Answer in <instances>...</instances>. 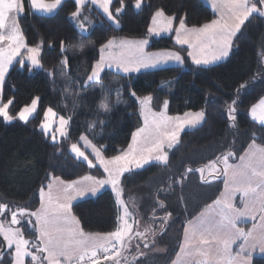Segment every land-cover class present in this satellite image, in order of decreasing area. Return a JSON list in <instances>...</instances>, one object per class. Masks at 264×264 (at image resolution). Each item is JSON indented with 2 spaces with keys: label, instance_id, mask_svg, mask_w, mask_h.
I'll return each instance as SVG.
<instances>
[{
  "label": "trees",
  "instance_id": "1",
  "mask_svg": "<svg viewBox=\"0 0 264 264\" xmlns=\"http://www.w3.org/2000/svg\"><path fill=\"white\" fill-rule=\"evenodd\" d=\"M125 5L118 16V27L95 6H86L83 16H89L92 23L86 31H81L70 15L76 7L74 0H62L50 14L30 10L25 0L19 23L27 45H40L42 67L29 70L28 64L21 66L15 61L0 98L3 102L9 98L14 100L10 106L12 115L31 103L32 98L40 99L37 113L28 122H5L0 117V202L38 207L35 193L48 172L65 180L86 175L103 177L98 167L88 168L86 163L78 162L69 148L71 143L79 142L82 133L88 134L94 143L105 145L106 156L125 148L131 133L142 124L138 102L130 95L131 90L137 96L151 93L155 107L167 99L168 111L172 114L201 108L205 110V120L181 133L180 142L169 151L167 165L152 162L122 177L123 198H129L131 204L137 201L143 218L157 229L158 242L167 247L162 255L139 257L138 264H168L178 251L183 225L205 204L211 203L222 188V177L205 184L195 169L229 149L236 153L230 161L237 160L251 142L252 133L256 134L258 144L264 143V129L248 114L249 107L264 97V17L254 14L246 21L229 57L216 65L192 64L185 46L175 44L171 36H159L151 38L149 49L175 48L184 55L187 67L170 65L131 74L105 69L99 82L85 86L91 65L99 57L100 45L113 36L146 37L156 9L164 8L167 14L175 13L178 17L186 14L189 26L215 18L202 0H142L140 9L134 7V0H125ZM118 6V0H114L113 9ZM61 42L65 48L63 53ZM64 57L68 58L66 68L62 65ZM242 83L246 87L237 93ZM102 92L111 108L107 114L98 111ZM73 97L77 101L75 108ZM234 98L237 99L235 127L227 111V105ZM48 107L57 116H72L67 138L53 140L51 134L45 135L40 128ZM100 120L105 121L102 131ZM93 123L95 137L87 131ZM189 167L193 169L190 173L186 171ZM158 201H164L166 207L160 208ZM72 210L87 232L114 230L115 217L120 211L111 189L74 202ZM169 212L171 218L165 222L166 230L161 234L160 218ZM26 232L33 235L31 230ZM253 264H264V256L253 257Z\"/></svg>",
  "mask_w": 264,
  "mask_h": 264
},
{
  "label": "snow or ice",
  "instance_id": "2",
  "mask_svg": "<svg viewBox=\"0 0 264 264\" xmlns=\"http://www.w3.org/2000/svg\"><path fill=\"white\" fill-rule=\"evenodd\" d=\"M30 8L35 12L52 13L62 0H29ZM119 6L113 9L114 0H74L75 10L70 13L77 21L81 31H85V22L91 23L84 8L95 6L113 25L119 26L118 16L124 11L125 0H118ZM214 17L202 24L189 26L186 14L169 15L164 8H158L151 16L147 28L148 34L159 36L161 33L175 32V43L182 48L186 46L187 57L196 66H212L229 57L234 47L235 38L241 33L246 21L254 14L264 17V0H210ZM142 0H134V7L140 9ZM25 11V0H0V96L10 66L17 61L21 66L27 61L32 68H40V45L28 46L19 17ZM178 20V26L174 22ZM42 43V42H41ZM147 38L130 39L127 37H110L99 48V58L91 65L90 73L84 82L96 83L101 80L104 69L115 68L117 73H140L142 70L155 69L161 65L175 63L183 65L185 57L179 51L160 50L149 52ZM83 51V46H80ZM65 51L61 42V52ZM68 58L64 57L62 65L66 68ZM246 87L242 83L237 88ZM120 90H117L119 103ZM78 95V94H77ZM130 95L138 102L139 115L143 119L130 137L126 148L117 154L106 156L105 145H98L82 133L79 141L83 142V150L79 143H71L70 152L88 168L103 169V178L91 175L79 179H62L60 176L46 173L44 181L38 186L35 195L39 206L34 209L24 205L12 206L9 202H0V264H121L127 260L125 253L130 248L133 239L144 240V248H149L147 239L155 238L157 229L150 224L143 225L133 220V212L129 204L122 198L124 188L122 177L136 169H143L153 161L167 165L168 150L180 142L181 133L185 129L196 128L205 120V110L186 111L183 115H169V101L164 99L159 110L153 107L154 96L149 93L137 96L134 90ZM39 97L31 99L16 115L10 114V106L14 100L6 102L0 99V117L5 122L19 119L28 122L38 111ZM73 97V107L76 105ZM237 99L227 105L229 119L235 127ZM98 111L107 114L111 112L107 97L103 95ZM251 119L258 122L264 129V97L250 106ZM48 107L43 113L40 128L45 135L49 134L54 123L58 124L56 131L61 137L69 136L68 127L72 116L60 115ZM101 131L105 121H98ZM96 124H89L87 129L95 137ZM55 140L56 136L53 135ZM90 149L91 152L87 153ZM87 153V154H86ZM93 159H90L89 156ZM235 151L229 149L221 155L209 160L199 172L203 183L208 184L223 177V191L207 203L199 213L188 219L183 225L179 250L170 264H253V253L258 249L264 253V143L258 144L256 134L252 133L251 142L239 155L238 162L230 163L235 157ZM95 161V162H94ZM192 172V168H187ZM207 173V175H205ZM106 185L111 186L118 205L114 230L107 232H87L81 226L79 218L73 214L72 204L78 198L88 194L95 195ZM239 194L240 206L236 199ZM183 200V196L180 197ZM160 208L166 207L164 201H158ZM135 208V205H132ZM257 216L259 222L256 223ZM10 217V218H9ZM171 218L167 213L160 219L159 232L166 230V223ZM253 221L252 227H240L248 220ZM130 220L132 222H130ZM31 230L33 235L26 236ZM233 245H238L234 251ZM138 249V246H137ZM163 251V250H159ZM144 255V253H139ZM136 260V256H133Z\"/></svg>",
  "mask_w": 264,
  "mask_h": 264
},
{
  "label": "rangeland",
  "instance_id": "3",
  "mask_svg": "<svg viewBox=\"0 0 264 264\" xmlns=\"http://www.w3.org/2000/svg\"><path fill=\"white\" fill-rule=\"evenodd\" d=\"M204 3H205V5H207L212 11H213V9L211 8V3H210V0H202ZM27 6L30 8V2H29V0H27ZM30 10H32L31 8H30ZM32 11H34V10H32ZM55 11V10H54ZM53 11V12H54ZM35 12V11H34ZM52 12V13H53ZM36 13H41V12H36ZM41 14H50V13H41ZM89 17V16H88ZM89 19H90V21H91V23H92V20H91V18L89 17ZM81 20H83V15L81 16ZM74 21V23L76 24V26H78V24H77V21H75V20H73ZM150 22H151V19H150ZM150 22H149V24H150ZM90 23V24H91ZM178 23H179V21L177 20V21H175L174 22V27L175 26H178ZM90 24H88L87 22H85V27H86V30L88 29V27H89V25ZM149 26V25H148ZM78 29L79 30H81L79 27H78ZM85 30V31H86ZM147 35H150V34H147ZM159 36H171V38H172V40H173V42L175 43V32L173 31V32H170V33H161ZM159 36H157V37H159ZM119 38V37H118ZM141 38H143V37H141ZM130 39H135V38H130ZM149 43H150V41H149ZM176 44V43H175ZM148 46H149V44H148ZM186 47V46H185ZM148 49H149V47H148ZM160 50H172V51H178L177 49H175V48H160V49H151V50H147V51H149V52H154V51H160ZM180 52V51H179ZM186 54H187V52H186ZM181 55L182 56H184L182 53H181ZM99 58V57H98ZM189 60H190V62H191V59L189 58ZM15 62V61H14ZM13 62V63H14ZM95 62V61H94ZM93 62V63H94ZM192 63V62H191ZM25 64H28V66L30 67V65H29V63L27 62V61H25ZM193 64V63H192ZM170 65H179V64H175V63H169V64H167V65H161V66H159V67H164V66H170ZM182 67H187L188 65L186 64V62H184V64L183 65H181ZM11 67V66H10ZM159 67H157V68H159ZM105 69H111V70H115L116 71V69L113 67V68H105ZM104 69V70H105ZM35 98V97H34ZM1 99V98H0ZM6 102V101H5ZM163 102V101H162ZM162 102H161V105L159 106V107H155L154 105H153V107L156 109V110H159V108L162 106ZM30 104V103H29ZM198 110H203V109H197V110H191V111H198ZM186 111H189V110H186ZM186 111H184V112H186ZM184 112H182V113H177V114H172V113H170L169 111H168V114L169 115H173V116H175V115H183V113ZM10 114H11V112H10ZM15 116V115H14ZM58 118H59V116H56L54 119L55 120H57L58 121ZM142 118V117H141ZM15 120H19V119H15ZM14 121V120H13ZM142 123H143V119H142ZM202 123V122H201ZM142 125V124H141ZM58 127V124L57 123H54L53 124V126H52V129L49 131V134H51V138H52V136L53 135H55L56 136V138H59V137H61L60 135H59V133L56 131V128ZM189 129H193V128H189ZM189 129H185V130H189ZM73 143H76V142H73ZM79 143V146L82 148V150H83V142L82 141H79L78 142ZM126 147H127V145H126ZM125 147V148H126ZM170 150H168V152H169ZM91 152V150L90 149H88L87 150V153H90ZM86 153V154H87ZM91 156V155H90ZM112 156V155H111ZM92 157V156H91ZM90 158V157H89ZM90 159H93V157L92 158H90ZM95 162V161H94ZM153 162H155V161H153ZM99 169H101L102 170V172H103V169L101 168V167H99V166H97ZM104 174V173H103ZM123 198V197H122ZM135 202V201H134ZM137 202V201H136ZM132 211V210H131ZM138 211H140L139 209H138ZM133 212V211H132ZM134 213V212H133ZM136 214H138V213H135V215L133 214V220H134V218H135V216H136ZM10 218V217H9ZM130 222H132L131 220H130ZM143 223H141V228L140 229H138V230H143ZM30 230V229H29ZM26 236H31V235H29L27 232H26ZM2 237H0V242H2ZM134 241H136L137 239H133ZM134 241H131L130 242V248L128 249V251L125 253V256L127 257V260L125 261V260H122L124 263H126V262H128V261H130V259H131V256H135V254L137 253V251H136V247H137V245L136 244H134ZM158 249V247L157 246H154L153 247V245H149V248H144V246H143V251L145 252L144 254H145V256L147 255V256H152V255H154L153 253H154V251L155 250H157ZM139 256H140V254H138ZM139 256L138 257H136V260H131V264H138V258H139ZM26 264H28V258H26Z\"/></svg>",
  "mask_w": 264,
  "mask_h": 264
},
{
  "label": "crops",
  "instance_id": "4",
  "mask_svg": "<svg viewBox=\"0 0 264 264\" xmlns=\"http://www.w3.org/2000/svg\"><path fill=\"white\" fill-rule=\"evenodd\" d=\"M153 37H157V35H154V34H150V35H147L146 37H143V38H147L148 39V41H150L151 40V38H153ZM146 50H151V49H148V46H147V49ZM115 71V70H114ZM259 100V99H258ZM257 100V101H258ZM256 101V102H257ZM255 102V103H256ZM249 109H250V107H249ZM248 109V110H249ZM248 114H249V111H248ZM250 116V115H249ZM258 123V122H257ZM248 146V145H247ZM247 148V147H246ZM244 152V151H243ZM243 154V153H242ZM239 158V157H238ZM236 162H238V159L237 160H235V161H230V163H236ZM92 176V175H91ZM94 177H96V176H94ZM97 178H103V177H97ZM79 179V178H78ZM223 187H224V185H223V177H222V188H221V190H220V192L221 191H223ZM105 189H111V186L110 185H106L104 188H102L99 192H101V191H103V190H105ZM98 192V193H99ZM98 193H96V194H98ZM95 194V195H96ZM220 194V193H219ZM90 196H94V195H92V194H88L86 197H83V198H87V197H90ZM114 196H115V194H114ZM122 197H123V195H122ZM83 198H78L77 200H75V201H73V203L74 202H76V201H78V200H80V199H83ZM132 198H138V196H132ZM124 199V198H123ZM128 199L129 198H127V199H125V201L129 204V208H130V211L132 210L134 213V215H135V213H138V214H136V216H135V218H134V220H139L140 221V223H143V225H145V224H150V225H152V227L154 228L155 226L151 223V221H148L147 222V220L146 219H144L143 218V216H142V213H140V211H138V209H139V205L136 203V201H135V203H134V205H135V208H133L132 207V205L133 204H131V202H130V200L128 201ZM236 204H237V206H240V202H239V194H237V199H236ZM120 211H122V210H120ZM198 214V213H197ZM196 214V215H197ZM149 220V219H148ZM256 223H258L259 222V217L257 216V219H256V221H255ZM252 223H253V221L251 220V219H249L248 220V222L246 223V224H241L240 225V227H244L245 229H247V228H251L252 227ZM143 227V226H142ZM157 227H158V225H157ZM142 231V230H141ZM149 238V237H148ZM182 238V237H181ZM134 241V240H133ZM144 243H145V241L144 240H136V241H134V244H136L137 246H138V249H137V247H136V251H137V253L135 254V256L136 257H138L139 255V253H145L144 251H143V246H144ZM148 244L149 245H153V238H151V241L150 242H148ZM154 246H157L158 247V249L157 250H155L154 251V255H152V256H155V255H162V254H164L165 252H166V245H163V244H160L159 242H158V239H157V236H156V238H155V242H154ZM237 248H238V245H233V249H234V251L235 250H237ZM159 250H163V251H159ZM178 250H179V248H178ZM147 256V255H146ZM255 256H264V253H260L259 252V250L257 249L254 253H253V257H255ZM139 257H142V258H144L145 257V254L144 255H140ZM175 257V256H174ZM173 257V258H174ZM133 259V256H131V259H130V261H128V262H126V263H124L123 261H121V264H128V263H130L131 262V260ZM171 262V261H170ZM170 262L168 263V264H170Z\"/></svg>",
  "mask_w": 264,
  "mask_h": 264
}]
</instances>
